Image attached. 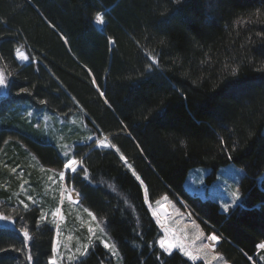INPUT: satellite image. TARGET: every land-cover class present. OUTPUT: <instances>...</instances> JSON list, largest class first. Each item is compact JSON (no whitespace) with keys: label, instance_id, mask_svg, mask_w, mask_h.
Wrapping results in <instances>:
<instances>
[{"label":"trees","instance_id":"obj_1","mask_svg":"<svg viewBox=\"0 0 264 264\" xmlns=\"http://www.w3.org/2000/svg\"><path fill=\"white\" fill-rule=\"evenodd\" d=\"M0 73V208L14 220L0 224V264L53 255L54 225L39 221L44 179L69 158L20 112L31 107L79 115L115 145L76 144L84 171L66 184L104 221L119 264H202L160 248L145 194L185 201L230 264H264V0H0ZM227 164L244 174L225 214L183 183L191 168L213 176ZM25 195L38 203L21 205ZM91 245L68 264H116Z\"/></svg>","mask_w":264,"mask_h":264},{"label":"rangeland","instance_id":"obj_2","mask_svg":"<svg viewBox=\"0 0 264 264\" xmlns=\"http://www.w3.org/2000/svg\"><path fill=\"white\" fill-rule=\"evenodd\" d=\"M96 25L99 26L97 20ZM16 59L22 63L26 61L23 49H17ZM2 75L0 73L2 80H5ZM5 90V86L0 87V96L5 94ZM20 112L27 114L33 126L42 130L49 139L53 137V142L61 154L69 158L61 171L51 168L45 173L44 192L48 196L49 204L40 208L39 221H50L54 225L53 255L50 263L53 260L56 264L72 263L85 255L92 246V242L97 240L103 246L107 245V247L104 246L105 249L112 256L113 261L119 264L121 255L106 233L104 221L98 219L88 209L86 211V208L80 204L81 195L66 184V175L72 171L65 167L68 164H75V161L71 159H73L72 154L76 144L94 142L98 148H109L107 147L110 144L108 137L99 138L92 133L89 134L85 128L86 124L81 123L82 119L79 115L64 120L60 116L48 113L43 108L31 107ZM72 137L74 139L68 140ZM102 140L105 143L104 147L99 144ZM76 162L74 167L78 165V160ZM63 172L65 173L64 179H62ZM211 173L209 168H191L184 180V188L191 195L216 202L220 211L226 214L241 203L242 194L239 183L244 171L234 164H227L220 167L213 176ZM23 190L22 188V192ZM236 192L240 194L239 199L233 203V193ZM19 201L25 207L30 203H38L28 195H25V199L19 198ZM145 203L159 228L161 236L158 243L165 253L178 251L188 260L199 261L202 264H230L215 250L219 236L203 231L192 210L181 198L162 196L156 202L150 203L145 194ZM226 203L230 206L228 211L224 209ZM2 216L10 217L0 208V217ZM93 216L96 217L95 220L92 219ZM0 224L13 227L14 220L12 217L10 221L0 219ZM257 248L264 249V243L259 244Z\"/></svg>","mask_w":264,"mask_h":264},{"label":"snow or ice","instance_id":"obj_3","mask_svg":"<svg viewBox=\"0 0 264 264\" xmlns=\"http://www.w3.org/2000/svg\"><path fill=\"white\" fill-rule=\"evenodd\" d=\"M177 2H180V0H177ZM96 20H97L98 23H103V22H104V17L98 13V14L96 15ZM155 60H156V57L153 56V57H152V61L154 62ZM154 67H155V63H149L148 66H147V71H151ZM4 79H5V78H4ZM3 86H6V80H5V83L0 84V87H3ZM27 91H28V89L25 88V89H23L21 92H27ZM99 144H100L101 147H104V146H105V143H104L103 140L100 141ZM107 147H109V148H115V145H111V144H109V145H107ZM116 150L119 151V149H116ZM71 160L75 161V164H74V165H72V164H68V166L65 167L66 169H69V170H71V171L74 172V173L79 172V171H84L83 168H79V169H77L76 167H74V166L76 165L77 162H76V160H74V159H71ZM68 161H69V160H68ZM67 163H68V162H67ZM67 163H66V164H67ZM125 163H127V161H125ZM129 167H131V165H129ZM60 178H61V177H60ZM64 178H65V173L63 172V177H62V179H64ZM85 178H87V173L85 174ZM239 195H240V194H239L238 192L233 193V197H234V199H233V203H235V201H236L237 199H239ZM229 207H230V206L226 203V204L224 205V209H225V211H228V210H229ZM86 211H87V209H86ZM89 215H92V214L89 213ZM0 219H3V220H9V221H10V220H11V217H8V216H2V217H0ZM92 219L95 220L96 217L93 216ZM25 231L27 232V230L25 229V230H23V234L25 233ZM27 235H28V233H27ZM104 246L107 247L106 244H105ZM29 259H31V257H29ZM51 264H56L55 260H53V261L51 262Z\"/></svg>","mask_w":264,"mask_h":264},{"label":"bare ground","instance_id":"obj_4","mask_svg":"<svg viewBox=\"0 0 264 264\" xmlns=\"http://www.w3.org/2000/svg\"><path fill=\"white\" fill-rule=\"evenodd\" d=\"M99 26H100V24H99Z\"/></svg>","mask_w":264,"mask_h":264},{"label":"water","instance_id":"obj_5","mask_svg":"<svg viewBox=\"0 0 264 264\" xmlns=\"http://www.w3.org/2000/svg\"><path fill=\"white\" fill-rule=\"evenodd\" d=\"M99 27V26H98Z\"/></svg>","mask_w":264,"mask_h":264}]
</instances>
